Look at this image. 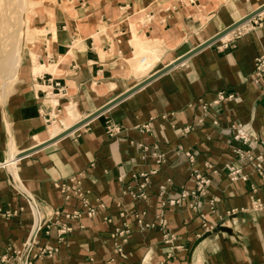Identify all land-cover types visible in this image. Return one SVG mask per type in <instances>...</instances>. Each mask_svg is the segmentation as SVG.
Masks as SVG:
<instances>
[{
	"label": "crops",
	"instance_id": "1",
	"mask_svg": "<svg viewBox=\"0 0 264 264\" xmlns=\"http://www.w3.org/2000/svg\"><path fill=\"white\" fill-rule=\"evenodd\" d=\"M33 1L17 73L6 83L0 70V255L11 256L3 264L26 257L24 244L41 218L31 212L29 197L40 208L61 211L52 218L59 223L46 221L35 234L33 251L52 247L53 254L31 264H264V79L253 80L254 58L264 53V9L70 132L19 156L264 0ZM142 53L152 61L136 69ZM42 76L59 80L66 93L52 94ZM219 91L231 95L205 111L202 102ZM107 122L121 130L109 135ZM238 123L248 140L233 137L231 125ZM234 148L249 149L252 157ZM231 166L246 178L231 179ZM194 169L209 178L202 193L162 206L196 188ZM142 172L147 197L133 198L126 189ZM74 174L88 190L93 216L78 196L65 197L56 185ZM74 210L81 215L63 216ZM135 213L151 225H139ZM62 223L70 230L60 233ZM125 226L122 256L112 234Z\"/></svg>",
	"mask_w": 264,
	"mask_h": 264
},
{
	"label": "built area",
	"instance_id": "2",
	"mask_svg": "<svg viewBox=\"0 0 264 264\" xmlns=\"http://www.w3.org/2000/svg\"><path fill=\"white\" fill-rule=\"evenodd\" d=\"M43 79H45L49 86H51V93L54 95H62L65 94V88L64 85L61 84V82L59 80H54L52 77H44L42 76ZM264 79V53L258 54L255 58H254V67H253V80L257 83L260 84L261 80ZM262 95L264 98V84L262 85ZM231 94H225L223 91H219L217 93V96L208 101V102H202V107L204 108L205 111H207L208 107H210L211 105H214L216 103H218L221 99L230 96ZM54 116H57L56 114ZM51 115L48 114L47 115V120L50 119ZM200 121L203 120V118H199ZM213 123H216V120L213 119L212 120ZM149 122L143 124V127L148 129L149 126ZM241 124H232L231 127L233 129L237 128V131H235L233 133V137L234 138H240L243 141H246L250 138V135L248 134L247 131H245L244 129H241L240 127ZM121 130V126L113 123V122H107L106 123V132L109 135H114L117 132H119ZM189 130V126H184L182 128V131H188ZM139 146L143 149L146 150L148 149V147L144 144H139ZM235 152H238L240 155H247L248 157H252V153H250L249 149H245L242 150L240 148H234ZM185 153L187 155V157L189 158V160L191 162L194 161L195 157H194V153L192 151H190L189 149L185 150ZM151 154L156 158L157 161H163L164 160V154L162 152H157L155 150H152ZM257 167H260V164L257 163ZM195 171V180H196V188L194 190H182L179 197H177L176 199H169L167 201L162 202V206H165L167 204H176L178 203L180 200L185 199L186 197H188L189 195H196V193H199L203 191V185L209 182V178L205 177L203 175H201L199 172H197L196 169H194ZM230 178L231 179H236V178H246L245 174H242L240 172V169L238 167H234L231 166L230 172H229ZM133 176L135 177L136 174H133ZM140 176H142V180H140L135 186L131 187L129 186L126 191L129 193V195L133 198H139V199H146L147 197V193H146V187H147V183H148V176L146 172H142L140 173ZM167 181H170V177L167 178ZM56 185L60 188L61 192L63 193V195L65 197H69L70 193H74V195L78 196L82 202V206L84 208V212L88 215V216H93L95 214V207L91 206L89 204L88 198L86 196L87 193V189H85L82 186L81 183V179L77 176V175H71L68 179L63 180L61 182L56 183ZM160 189L161 192H163L165 190L166 184L162 183L160 184ZM29 202H30V209L31 212L35 215L36 213H40L41 214V218L39 219V223L37 228H33V230L30 233V236L28 238V240L25 242L24 244V250L23 253H25L26 257L24 258V261L21 264H31L32 260L37 258V257H41V256H49L51 254H53L54 249L52 247H43L40 248L37 252L33 251L34 248V244H35V234L37 231H39L43 224L46 223V221H51V224H55V223H59V221L56 219L55 221H52L53 216H57L61 214L60 210L55 209L50 210L49 208H40L39 205L32 199V197H29ZM256 205L255 207H260V203L258 201V199H255ZM99 206H103L101 203L99 204ZM82 211L80 210H74L72 212H67L64 213L63 216L66 219H70V218H74V217H79L81 215ZM122 216H124L123 213H121ZM136 219H137V223L139 225L148 227L151 224L149 223H144L142 221V219L140 218V214L139 213H135L134 214ZM159 223L164 226L165 222L164 219L162 217H160L159 219ZM70 230V227L68 225H66V223H62L59 231L60 233H65L67 231ZM129 229L127 226L123 227V228H116L114 233L112 234V237L115 239V249L118 253H120L123 256V252H122V242L126 241V235L128 233ZM165 237V242H169L171 241L172 238V234H170L169 232H166L164 234ZM119 238V240H118ZM18 254L21 255V253H19L17 251ZM19 256H17L18 259ZM9 259H11V256L9 255H0V264H3L4 262L9 261Z\"/></svg>",
	"mask_w": 264,
	"mask_h": 264
},
{
	"label": "rangeland",
	"instance_id": "3",
	"mask_svg": "<svg viewBox=\"0 0 264 264\" xmlns=\"http://www.w3.org/2000/svg\"><path fill=\"white\" fill-rule=\"evenodd\" d=\"M34 1L33 0H26V9L25 13H22V0H0V70L4 72L2 60L7 56L14 53L16 50L12 47V43L16 40V38L20 35V21L23 19L25 22V27L22 30L23 40L25 36H27V21L26 17L29 15V10L32 8ZM23 40L21 41L20 49L23 44ZM11 41V42H10ZM12 45V46H11ZM17 49V48H16ZM149 51L148 49L146 52ZM144 52V51H143ZM149 55V53H142L140 55ZM150 56V55H149ZM139 57V58H140ZM138 58V59H139ZM137 59L135 68H137L139 60ZM19 67V66H18ZM18 67L16 69L11 68L7 74L3 73V81L5 77V82H9L7 79H13L15 74L17 73ZM15 70V71H14ZM142 70V69H141ZM14 72V73H13ZM11 76H10V75ZM11 81V80H10Z\"/></svg>",
	"mask_w": 264,
	"mask_h": 264
},
{
	"label": "water",
	"instance_id": "4",
	"mask_svg": "<svg viewBox=\"0 0 264 264\" xmlns=\"http://www.w3.org/2000/svg\"><path fill=\"white\" fill-rule=\"evenodd\" d=\"M262 9H264V4H262L261 6H259L258 8L250 11L249 13H247L246 15L242 16L241 18H239L238 20H236L235 22H233L232 24L228 25L227 27H225L224 29L220 30L218 33H216L214 36L210 37L209 39L205 40L204 42H202L201 44H199L198 46L192 48L191 50H189L187 53H185L184 55L180 56L179 58H177L176 60L170 62L169 64L163 66L162 68L158 69L156 72H154L153 74H151L150 76H148L147 78L143 79L142 81L138 82L135 86H133L132 88H130L129 90L125 91L124 93L116 96L115 98H113L112 100H110L108 103H106L104 106L100 107L99 109L95 110L94 112H91L90 114H88L87 116H85L84 118L79 119L78 121H76L75 123L71 124L70 126L66 127L65 129H63L62 131L58 132L57 134H55L54 136H52L51 138H49L48 140H46L45 142H42L36 146H33L31 148H28L26 150H23L22 152H20V155L26 154L34 149H37L39 147H41L42 145L55 140L56 138L70 132L71 130H73L74 128L80 126L82 123H84L85 121L91 119L92 117H94L95 115L99 114L100 112H102L104 109H106L107 107H109L110 105H112L113 103L117 102L118 100H120L121 98H123L124 96H126L127 94H129L130 92H132L133 90L137 89L138 87H140L141 85H143L144 83H146L147 81H149L150 79H152L153 77H155L156 75L160 74L161 72H163L164 70L168 69L169 67H171L172 65L178 63L179 61H181L183 58H185L186 56L190 55L192 52L198 50L199 48L215 41L216 39H218L219 37L225 35L227 32H229L230 30H232L233 28H235L236 26H238L239 24L245 22L246 20L250 19L252 16H254L255 14H257L259 11H261Z\"/></svg>",
	"mask_w": 264,
	"mask_h": 264
},
{
	"label": "bare ground",
	"instance_id": "5",
	"mask_svg": "<svg viewBox=\"0 0 264 264\" xmlns=\"http://www.w3.org/2000/svg\"><path fill=\"white\" fill-rule=\"evenodd\" d=\"M21 9H22V13L24 14L25 13V9H26V0H22V7H21ZM24 27H25V22H24V20L22 19L21 21H20V29H21V33H20V35L16 38V40L12 43V47L16 50L14 53H12L11 55H7L3 60H2V64H3V66H4V68H3V70H4V74L6 73L7 74V72L11 69V68H15L16 69V67H18L19 66V61H20V57H21V49H20V43H21V41L23 40V35L24 34H22V30L24 29ZM225 36V35H224ZM11 42V41H10ZM17 48V49H16ZM147 50V49H146ZM146 50H144L145 52H146ZM145 54V53H144ZM139 62H138V65H137V68L138 69H144V68H146L147 66H149L150 65V63H151V56H149V55H143V56H141L139 59ZM11 71V70H10ZM9 71V72H10ZM15 71V70H14ZM145 71V70H144ZM8 72V73H9ZM14 73V72H13ZM10 75V74H9ZM11 76V75H10ZM36 228V227H35Z\"/></svg>",
	"mask_w": 264,
	"mask_h": 264
}]
</instances>
